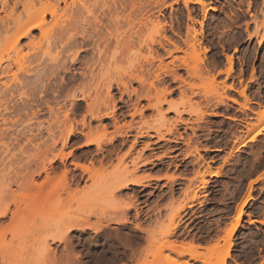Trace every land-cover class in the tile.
<instances>
[{
  "label": "rangeland",
  "instance_id": "obj_1",
  "mask_svg": "<svg viewBox=\"0 0 264 264\" xmlns=\"http://www.w3.org/2000/svg\"><path fill=\"white\" fill-rule=\"evenodd\" d=\"M59 1L63 19L46 8L58 1L44 8L55 46L63 24L77 27L75 38L101 30L81 52L84 64L69 59L80 46L58 45L56 70L38 29L17 48L25 70L12 64L7 72L17 58L15 18L26 22L29 0H0V210L11 207L15 217L0 221V264H220L225 257L228 264L233 250L236 264H264V225L254 224L264 213V130L248 140L264 120V0H87L83 8ZM31 39L37 45L27 46ZM99 55L100 66L88 64ZM102 62L114 96L106 111L115 116L87 115L86 135L67 146L58 135L51 148L58 121L63 134L70 124L83 128L84 100L75 115L64 111L74 91L101 81ZM121 76L128 89L119 87ZM87 139L99 144L80 146ZM52 159L55 176L42 190L29 187L37 163ZM210 169L221 177L207 176L201 188ZM148 175L158 178L117 190ZM68 219L85 227L53 241ZM189 244L203 256L194 258Z\"/></svg>",
  "mask_w": 264,
  "mask_h": 264
},
{
  "label": "bare ground",
  "instance_id": "obj_2",
  "mask_svg": "<svg viewBox=\"0 0 264 264\" xmlns=\"http://www.w3.org/2000/svg\"><path fill=\"white\" fill-rule=\"evenodd\" d=\"M16 1H18V0H16ZM36 1H38L40 4H41V7L40 8H38L37 6H36V4H37V2ZM29 0V2H27V7H26V3H25V5H24V7H26V8H24V10L25 9H27V13H28V19L26 20V22L25 21H23V22H19L18 21V19H19V17L17 18H15V21H17L18 23V25H17V34L15 35V36H13L12 37V42H11V49H12V51H16L15 53V56L17 55V58L19 57V53L20 52H22L21 50H22V48H21V50L20 49H17V48H19L18 46H19V43H20V40L21 39H23V38H25V37H28V36H30L32 33V31L33 30H40V36L42 35H44L43 37H44V39H45V41H44V39H43V41H44V46H43V43L41 42V41H38V39H36V38H34V40H36V42L38 41L40 44H35L34 42H32V39H31V41H30V45H29V43L27 44V46H33V44L32 43H34L35 45H37V48H38V46L39 45H41V43H42V45H41V47L43 46V47H45L44 48V50H46L48 53H50V55H52L53 56V59L52 60H54V62H53V65H54V63H56V61H57V63L59 62L60 63V57H59V55H60V52L61 51H59V50H57V46L59 45V47L60 46H62V49H65V50H67V49H69V50H71V48H74V47H78V46H80V50H77V51H75L74 53H72L71 52V57L69 58L70 59V63L72 64V65H76L77 63H83L84 61H82V59H80V54H81V52L82 51H84L85 50V46L87 47L90 43H92V41L95 39L94 37L96 36V39L94 40L95 42L96 41H98L99 39H101V33H100V29L98 28V26H96V27H94V34H93V32H92V34H93V36L92 37H89L88 36V34H86L87 36H85V34L83 35V28L81 29V28H79V26H81V25H79L78 23V28L79 29H81L82 30V35H83V37L82 38H75V34L72 32V31H74V29L75 28H77V27H75L73 30L72 29H69V28H67L66 26V28H64L63 26H64V24L62 25V29L60 28V30H59V32H60V34H59V38L58 39H56L57 40V42L59 43L57 46H55L57 43H56V41H55V38H56V36H55V38L53 37L54 36V33H53V36H50V35H52L50 32V34L49 33H47V30H49V28H48V25H47V30H46V27H45V23H46V14H45V12H44V8H45V3H46V5H47V2H48V0ZM56 1H58L57 3H50V5L49 6H46V8H48V11H49V13H50V15L52 16V17H57L58 18V16H59V18L58 19H60V18H62L63 19V16H65V14L66 13H63V12H66V11H63V12H59V0H56ZM63 2H65V4H67V0H62ZM78 1V2H77ZM87 0H72L71 2L73 3V5H75V3H79L78 5H82V8H83V6L85 7L86 6V2ZM72 3H71V5H72ZM77 5V6H78ZM36 6V7H35ZM43 7V8H42ZM66 7V6H65ZM69 8H70V6H69ZM88 8H89V6H88ZM87 8V10H89L88 12L89 13H93L92 12V10H90V9H88ZM70 10H71V8H70ZM206 10H207V8H206ZM72 15V14H71ZM70 17V16H69ZM57 18H54V19H52V20H54L53 21V23L54 24H58V22H60L61 20H57ZM71 18V17H70ZM55 19L57 20V21H55ZM69 20V19H68ZM56 22V23H55ZM70 22V23H69ZM68 23L69 24H71V21H69ZM77 22V21H76ZM76 22H75V24H76ZM61 23V22H60ZM8 24H9V22H8ZM47 24V23H46ZM61 25H59V26H61ZM68 25V24H67ZM8 26V25H7ZM58 26V25H57ZM70 26V25H69ZM68 26V27H69ZM73 26H75V25H73ZM82 26H83V24H82ZM81 26V27H82ZM7 29L9 28V27H6ZM72 28V27H71ZM7 29L5 30V31H7ZM9 30V29H8ZM72 30V31H71ZM42 32V33H41ZM75 32V31H74ZM76 32H77V30H76ZM80 33V32H79ZM47 34H49V36L47 35ZM58 34V33H57ZM80 35V34H79ZM81 35V36H82ZM89 35H91V33L89 34ZM194 36V35H193ZM47 37V38H46ZM52 38H53V41H52ZM42 39V38H41ZM40 39V40H41ZM47 39V40H46ZM193 41H196L195 39L193 40ZM37 42V43H38ZM49 43H51L52 44V46L51 47H53V48H50L49 47ZM55 44V45H54ZM93 44V43H92ZM34 45V46H35ZM195 45V43H193V46ZM56 47V50L57 51H59V52H56L55 54H52V50H54V48ZM94 46V45H93ZM92 46V47H93ZM36 47V46H35ZM35 47H33V48H35ZM40 46H39V48H41ZM30 48V47H29ZM36 48V49H37ZM52 49V50H51ZM78 49V48H77ZM20 50V52L18 53L17 51H19ZM40 50H42V49H40ZM37 51H38V49H37ZM36 51V56H37V54H38V52ZM34 52V51H33ZM54 52V51H53ZM66 55V54H65ZM68 55V54H67ZM21 56V55H20ZM9 57H11V58H13L12 56H9ZM23 56H21V58H22ZM65 57V56H64ZM99 58L98 59H91V63L89 62H87L88 64H94L95 65V63H98V62H100L101 63V61H102V57H101V55H99L98 56ZM13 58V59H10L9 61L10 62H8V65H7V67H5L7 70V72H9V71H11V65L12 64H17L18 66H20L19 68H24V64L26 63L25 61H22L23 59H25V58H22V60H20V58ZM91 58H94V57H91ZM65 59V58H64ZM67 59V58H66ZM62 60V59H61ZM85 62H86V60H85ZM56 63V64H57ZM62 63H64V61L62 62ZM66 63V62H65ZM86 63V64H87ZM84 64V63H83ZM87 64V65H88ZM99 64V63H98ZM86 65V66H87ZM65 66H66V64H65ZM71 66V65H70ZM98 66V65H97ZM99 66H100V64H99ZM57 69L56 70H58V71H60L59 69H62V68H60L61 66L60 65H58L57 64ZM89 68V67H88ZM88 68H86V69H88ZM90 68H92V66L90 67ZM93 68H94V66H93ZM98 68V67H97ZM4 69V68H3ZM2 69V70H3ZM22 69H20V70H22ZM51 69H53V67L51 68ZM104 69V73H102V78H101V81L100 82H97L96 84H95V87H92V88H94V91L92 90V88L89 90V89H84V88H82L81 90H79L78 92L79 93H76L75 91L72 93V97H73V99H72V110L71 111H64L65 112V115H66V117H70L71 115L70 114H76L78 111H80L81 109H82V102H81V100H84L85 102H86V104H87V108L85 109V113H84V116H83V120H82V123H81V125H82V129L80 130V131H78L77 130V128H75V126L73 125V124H70V126H71V128L67 131V133L66 134H63V129H62V127H63V125L65 124V123H63V122H57V123H55V128L54 129H52L51 130V136H52V139H53V142L51 143V145H50V147L52 148V147H55L56 146V143H57V141H58V138H56L58 135H60V140L62 141V143H63V145L64 146H67V145H69L76 137H77V133H80V134H83V135H86V133L84 132V128H87V127H90V125L88 124V123H86V120H85V118H86V116L87 115H90V117H93V118H107V117H114L115 116V111H111V112H107L106 110H108L110 107V101H112V97H114V96H112V94H111V87H112V80H111V76H110V73H109V69H108V67H106L105 66V64L102 62V67L101 68H99V70H103ZM1 70V71H2ZM24 70H25V68H24ZM26 71H27V69H26ZM95 71V70H94ZM94 71H93V73H94ZM4 71H2V73H3ZM27 72H29V71H27ZM14 73H16V72H14ZM13 73V77L17 80V73L16 74H14ZM59 73V72H58ZM82 75H83V73H82ZM85 75H88V73L87 74H85ZM93 75V74H92ZM92 75H91V77H92ZM74 78V77H73ZM72 78V79H73ZM76 78V77H75ZM74 80V79H73ZM9 87V86H8ZM8 87H5L6 89H4L3 90V92H7V90H9V89H7ZM119 87H123V88H127L128 87V82H127V80H126V78H124V76H121L120 77V80H119ZM61 88V87H60ZM122 88V89H123ZM73 89H75V88H73ZM76 89H79V88H76ZM75 89V90H76ZM121 89V90H122ZM128 89V88H127ZM77 91V90H76ZM94 93H95V96H94ZM89 99H91V100H95L94 102L92 101V102H90L89 101ZM89 101V102H88ZM52 111V110H51ZM1 112V111H0ZM35 113V112H34ZM55 129H57V131H53V130H55ZM262 130H264V120H262L259 124H257L256 126H255V129H254V131L253 132H251V134H249L248 135V140H255V138L257 137V135L259 134V133H261L262 132ZM53 131V132H52ZM141 134H143V133H141ZM245 142V141H244ZM244 142H242V143H244ZM92 144H99V142L98 141H91V140H86V142H84V143H82L80 146H86V145H92ZM147 146H149V145H147ZM48 148V147H47ZM53 150V149H52ZM45 154H46V151H45V153L43 154V156H45ZM58 154V153H57ZM56 155V154H55ZM60 156H62V159H63V157H65V156H63V155H61L60 154V152H59V157ZM55 157V156H54ZM56 157H58V155H56ZM55 157V158H56ZM58 157V158H59ZM43 159H44V157H42ZM41 158V161H43V159ZM60 159H61V157H60ZM54 160L52 159V161H51V163H37V167H36V169H35V171H34V173H33V175H32V182H31V184L29 185V187H31V188H35V189H38V190H42L43 188H44V186H45V183L46 182H48V180L49 179H52L53 178V176H55L54 174H56V170H55V163H52ZM152 162V159L151 160H148V161H146L145 163H151ZM64 165H66L65 163H63ZM75 165L76 166H80L83 170H85V171H88L89 172V170L90 171H92L91 170V166H87V165H83V164H79V163H75ZM92 166H93V164H92ZM55 171V173H53ZM70 170H64V172H65V176L66 177H68V175L70 174V172H69ZM69 173V174H68ZM42 174H45L44 176V179H42L43 181H40V182H38L37 180H36V176H41ZM72 174V173H71ZM219 174V172L218 171H214V170H208L206 173H204V174H202V177L204 178V180L202 181V185H201V188H203V187H205L206 186V180H205V178L207 177V176H216V175H218ZM50 175H51V177L52 178H50ZM118 177V176H117ZM116 177V178H117ZM46 178V179H45ZM150 178H158V177H152V176H150V175H148V176H143V177H136L135 179H132L130 182H128V181H125L122 185H119L118 187H117V190H120V189H122V188H126L127 186H129L130 184L131 185H134V186H141V185H143L144 184V181L145 180H147V179H150ZM48 179V180H47ZM73 179V178H72ZM119 179V178H118ZM114 180H115V178H114ZM129 180V179H128ZM72 181V180H71ZM129 184V185H128ZM108 190V189H107ZM115 191V190H114ZM113 191V192H114ZM113 192H111V193H113ZM116 193V192H115ZM114 193V194H115ZM111 197V196H110ZM195 196H193L192 198H194ZM191 198V199H192ZM247 201V199L244 201V202H246ZM185 206H182L180 209H179V212H180V210H182L183 208H184ZM12 215V220H13V218H15L14 217V213L12 212V208L11 207H6L4 210H0V221H1V219L2 218H4V217H7V216H9V215ZM118 221H126V219H124V218H122L121 220H118ZM255 220L254 219H252L250 222H254ZM257 221V220H256ZM259 221H263V223H264V219L263 220H259ZM63 226H65L64 227V229L63 230H60V231H58L57 233L58 234H62V235H58V234H55V235H53V237H52V240L53 241H56V240H58V241H62V240H66V239H68V234L70 235V232L71 231H73L74 229H76V228H80L81 226H83L79 221H76V220H71V219H68V220H66V222H65V225H60L59 227H63ZM83 227H85V226H83ZM238 231V227H237V225H234L231 229H230V231L228 232V237L230 238L233 234H235L236 232ZM190 245V244H189ZM188 245V247L187 248H189V251H190V253L193 251V253H194V255H193V257L194 258H196V259H199V258H197V257H199V256H203L202 254L200 255V253H198L197 252V246H193V245H190L189 246ZM51 246H48L47 248H46V250H49V248H50ZM51 250V249H50ZM195 251V252H194ZM196 253V254H195ZM7 256H9L10 255V251H8V252H6L5 253ZM192 255V254H191ZM206 255V254H205ZM227 256H229V253H228V255ZM226 263V257L223 259V261L220 263V264H225Z\"/></svg>",
  "mask_w": 264,
  "mask_h": 264
},
{
  "label": "crops",
  "instance_id": "obj_3",
  "mask_svg": "<svg viewBox=\"0 0 264 264\" xmlns=\"http://www.w3.org/2000/svg\"><path fill=\"white\" fill-rule=\"evenodd\" d=\"M213 170H216V169H213ZM264 170H262L260 173H262ZM219 173L220 174H218V175H216V176H210V177H208V179L209 180H214V179H216V178H220L221 177V172L219 171ZM259 173V174H260ZM258 174V175H259ZM166 180V179H165ZM255 219L257 220V221H255L254 222V224H258V223H260L261 225H264V223L263 222H261V221H259V220H263L264 219V213H261V214H257V215H255ZM247 220H249V216L247 217ZM212 242H209V241H207L206 242V244H204L205 246H208V245H210ZM228 261V264H236L237 262H238V259L236 258V252H235V250H233V252H232V254H231V257L227 260Z\"/></svg>",
  "mask_w": 264,
  "mask_h": 264
}]
</instances>
